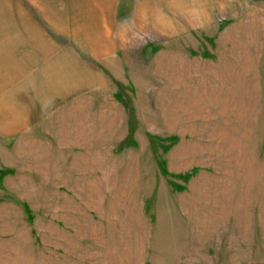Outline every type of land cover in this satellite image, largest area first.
<instances>
[{"label":"rangeland","instance_id":"obj_1","mask_svg":"<svg viewBox=\"0 0 264 264\" xmlns=\"http://www.w3.org/2000/svg\"><path fill=\"white\" fill-rule=\"evenodd\" d=\"M0 9L27 41L111 35L104 97L0 134V264H264V0Z\"/></svg>","mask_w":264,"mask_h":264},{"label":"crops","instance_id":"obj_2","mask_svg":"<svg viewBox=\"0 0 264 264\" xmlns=\"http://www.w3.org/2000/svg\"><path fill=\"white\" fill-rule=\"evenodd\" d=\"M196 6L199 7L200 3L196 2ZM197 7V19H205V11L200 12ZM105 12L102 7L99 14L105 16ZM0 15H5L1 9ZM160 19L165 20L159 16L158 23ZM0 20V31L5 30L8 24L10 29L16 27L9 16L0 17ZM100 20L109 21V17ZM23 23L26 24L25 16ZM23 32L21 35L18 30L14 31L12 39L5 42L7 46L16 42L22 44L21 54L14 52V45L0 52V134L3 136L34 132L42 121L73 97H95L96 90L100 97H104L106 85L108 87L104 75L95 66V60L104 56V50H110L111 35L107 32L101 35L106 41H77L76 46L65 47L59 38L49 39L50 36L42 29L29 33L28 36L33 38L28 41ZM67 33L70 38L74 32ZM80 48L83 55L79 53Z\"/></svg>","mask_w":264,"mask_h":264}]
</instances>
